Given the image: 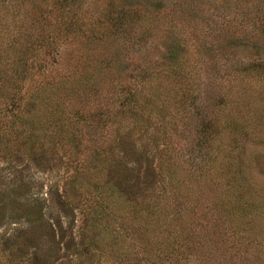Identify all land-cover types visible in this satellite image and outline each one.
<instances>
[{
	"label": "rangeland",
	"instance_id": "1",
	"mask_svg": "<svg viewBox=\"0 0 264 264\" xmlns=\"http://www.w3.org/2000/svg\"><path fill=\"white\" fill-rule=\"evenodd\" d=\"M0 264H264V0H0Z\"/></svg>",
	"mask_w": 264,
	"mask_h": 264
},
{
	"label": "trees",
	"instance_id": "2",
	"mask_svg": "<svg viewBox=\"0 0 264 264\" xmlns=\"http://www.w3.org/2000/svg\"><path fill=\"white\" fill-rule=\"evenodd\" d=\"M174 52H176L175 50L174 51H171V53L169 54V56L170 57H172V56H174ZM249 63H250V61H249ZM252 66H255L253 63H250V65L247 67V68H244L241 72H245L244 74H246V73H248V75H249V73H250V71H248V69L250 68V67H252ZM258 68H260V65H256ZM36 142H39V141H37V137L35 136V133L34 132H31V133H29L26 137H25V139L21 142V147L23 148V151H24V154L26 155V154H28L29 155V157L30 158H35V152L37 151V150H42L43 148H47V150H49V147H46L47 145H44V143H40L39 142V144H36ZM255 144H256V142H254ZM258 143V142H257ZM244 158V155L242 156V154H241V159H243ZM36 159H40V158H36ZM34 162H36V163H38V161H35V159H34ZM243 162V161H242ZM240 160H237V164H241L242 163ZM35 164V163H34ZM150 183H151V181H149ZM134 185L138 188L137 190H135V191H137V192H139V194L141 195V190H142V185H140L139 183H137V182H134ZM112 192V191H111ZM115 195H117L115 192H113ZM129 195H131V193L129 194ZM114 197H111L110 199H113ZM117 198V199H116ZM116 200L112 203V204H114V207H116L117 208V206H119V208H121L122 209V204L120 203V196L118 197V196H116ZM126 198V197H125ZM127 199L128 200H131V203H134V201L136 200V198L135 197H132L131 198V196H128L127 197ZM126 199V200H127ZM119 201V202H118ZM119 203V204H118ZM128 203V202H127ZM128 204H130V203H128ZM125 205L127 206V204L125 203ZM104 209H107L106 207H104V206H102ZM99 212L101 213L100 214V216H102L101 217V219H105L106 217H107V215L106 214H104L103 212H101L100 210H99ZM100 224H101V227L103 226V228L105 227V225L103 224V223H101L100 222ZM100 227V228H101ZM95 228H98V227H95Z\"/></svg>",
	"mask_w": 264,
	"mask_h": 264
}]
</instances>
